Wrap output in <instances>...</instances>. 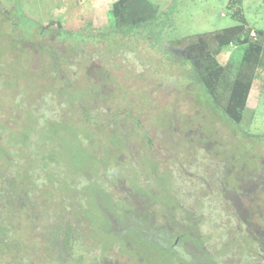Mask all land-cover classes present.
<instances>
[{
    "label": "rangeland",
    "instance_id": "374dc122",
    "mask_svg": "<svg viewBox=\"0 0 264 264\" xmlns=\"http://www.w3.org/2000/svg\"><path fill=\"white\" fill-rule=\"evenodd\" d=\"M8 1L0 0V8L14 7V0ZM57 1H19L46 31L47 25L60 27L59 34L77 31L74 39L45 37L40 50L27 44L26 33L22 41L0 11V158L9 147L16 155L8 165V196L12 248L21 253L11 264H179L153 242L157 235L149 239L136 230V220L154 221V234H167L161 232L165 223L172 225L169 235L183 228V242L202 248L196 226L189 220L178 224L180 211L198 212L205 199L212 206L220 203L216 196L224 182L230 197L248 205L239 184L264 176V41L237 127L187 76L189 68L175 61L171 43L235 25L237 4L141 0L152 5L156 17L119 44L113 40L117 34L102 46L97 36L87 35L108 30L114 0H71L62 7L54 5ZM241 7L253 37L264 29L263 0H243ZM242 51L230 43L216 56L227 89ZM103 71L101 83L94 77ZM204 183L206 192L200 190ZM263 191L264 177L249 195L260 215ZM20 198L24 206L17 208ZM217 209L223 218L231 212L224 203ZM235 224L228 226V240L208 237L213 258L206 255L207 260L236 247L237 239L260 247L253 237L240 236ZM48 233L67 243L66 257L51 251ZM225 264L236 263L229 256Z\"/></svg>",
    "mask_w": 264,
    "mask_h": 264
},
{
    "label": "trees",
    "instance_id": "16d2710c",
    "mask_svg": "<svg viewBox=\"0 0 264 264\" xmlns=\"http://www.w3.org/2000/svg\"><path fill=\"white\" fill-rule=\"evenodd\" d=\"M19 1L20 0H14L13 3L14 7L18 6L20 9L16 8V10H14V7L0 8L2 16L4 17L3 20L7 21L9 28L11 26V28H14V31L17 30L18 34L20 33L22 41H24V38H22L21 35L26 33L28 35L26 38L27 44L35 45L36 50L38 48L40 50L42 45L45 44L43 43L45 37L46 39L50 37L48 40L57 36L65 39H74V36L78 35L77 31L68 30L63 34H59L56 30L60 29V27H52L50 25H47L50 30L46 31L43 23L26 16ZM141 2V0H114L111 4V25L108 27V30L95 31L87 36H97L99 38L98 41L103 46L106 37L110 38L118 34L120 38L113 40L119 44L122 38L125 39L126 36H130L132 33L135 34L136 29L145 26L147 23L146 21L151 18V15L152 19L156 17L155 15L153 18L154 11L150 10L152 5L145 3L143 6ZM230 4H237L239 6L236 7V10L232 14L236 21L235 25L223 27L212 33L197 35L190 40H174L171 43L174 46L175 52L173 58L175 61L189 68V74H187V76L196 80L200 87H202L203 93L207 96L206 99L209 100L214 107L221 110L229 122L240 127L243 111L246 107L247 98L252 86L254 72L259 64L262 53L264 29L258 28L254 31L253 37L249 36V30L245 27L247 18L243 11V7H241L243 6V0H231ZM228 7H231V5ZM149 11L152 13L150 14ZM148 12L149 15L146 16ZM13 13H19L18 17H15ZM51 35H53V37ZM81 37L79 40L77 37V40L82 41L83 38ZM146 37L149 38V35ZM230 43H235V45L243 47V51L237 62L231 87L227 89L223 66L220 65L216 56ZM101 75L102 76L94 78L103 83L106 76L104 71ZM95 79H90L89 82ZM0 146L2 145L0 144ZM9 149L10 150L5 151L2 156L3 160L0 158V264H11L12 260L21 254L12 248L11 242L14 225L11 221L12 201H10L11 198L8 196V193L9 195L12 193V190H10L12 187L9 183L10 174L8 165L13 161L16 162L14 159L16 155L12 153L10 147ZM237 178H239V175H237L236 179ZM20 191L22 194L28 193V191H23V189ZM23 199L24 198H20L19 202L15 203L17 208L24 206ZM31 204L33 203H29L28 207ZM242 206L241 203H238V208L242 214L238 217L237 221L235 220L241 228H245L241 230L242 233L240 236H243L245 239L246 237H253L255 241H258L260 247H256L255 245L248 247L249 244L246 245L245 243H248V241L237 239V245H241L240 254L244 259H254L259 262V264H264V212H261V215L255 212L256 216L253 217L249 215ZM17 224L18 226L16 227L20 229L19 223ZM246 228L249 230H246ZM253 230H255V232H253ZM62 239L63 238L60 236L54 237L48 233L46 244L51 247L53 253L56 251L57 254H63V256L66 257L68 255L67 243ZM41 244H43V241Z\"/></svg>",
    "mask_w": 264,
    "mask_h": 264
},
{
    "label": "flooded vegetation",
    "instance_id": "af4514ba",
    "mask_svg": "<svg viewBox=\"0 0 264 264\" xmlns=\"http://www.w3.org/2000/svg\"><path fill=\"white\" fill-rule=\"evenodd\" d=\"M225 177H227V175ZM263 177L261 176V178ZM261 178L259 179L258 182L257 181L252 182L251 180L250 181L246 180V182H244L243 184L241 185L239 184V186L241 187V190L245 193V197H246L245 200L248 201V205H247L248 207L242 206V208L247 212L250 209H253L255 212V206H256L255 202L253 200L252 201L249 200L250 199L249 195L251 191H255V189L259 188V183L261 181ZM224 183H222V187L218 191V195L216 196V199L217 198L220 199V203H218V201L217 202L215 201L214 206L209 205L206 202V199L203 200V196H201V199L203 200L202 201L203 205L201 206L200 211L197 212V210L193 209L192 211H185V212L180 211L181 214L180 215L178 214V219L180 220L183 219L182 221H178V224L181 227L185 225L187 220L190 221L189 223H193L196 226L194 227V232L196 231V233L199 235V239L201 240V243L203 244L202 248L194 247L195 244H187L185 241L183 242L182 237L187 235V232H185L183 228H181L182 232L177 231L175 232V235H171V234L169 235V232L171 231V228H172L171 224L167 225V223H165V226L163 230L161 231L162 233H167V234L163 235V234H159V232L157 234H154V230L156 228L154 224L152 223L154 221H145V220H142V218H139L138 220H136L138 224V227H135L136 230L138 232H141L142 234L147 235L149 239L154 238V235H157V237H155L153 242L156 244L158 243L160 246L166 249L167 257L168 258L172 257L173 263L176 260L180 264L182 260L183 261L185 260V261H190L189 263L192 262L193 264H196V263L197 264H225V262L227 261V258L229 256H232V259L234 263L236 264H259V262L255 261L254 259L247 260L242 257V255L240 254L241 245H237L236 247H232V245L231 247H226L225 249L222 250L223 252L221 251L217 255V259H215L214 261L207 260L206 255L212 257V255H209V250L207 248L208 237H210V241H211V237L213 236V239L211 242H213L215 239H216V242H219L224 239L228 240L229 239L228 237L229 234L227 232L228 226L231 225L232 223L234 224V221L235 220L237 221L238 217L242 214L238 208L239 202L235 200L233 197H230L226 193L224 189V185H225ZM205 186H206V183H204L203 186H200V190L202 189L203 192H206L207 188ZM129 194H132V193L129 192ZM231 200L233 201V203H231ZM221 203H224L225 205H227L231 210V212L224 218L220 215L217 209ZM242 203H245V202H242ZM212 207L215 208V211L212 210L214 209ZM189 209L191 210V207ZM189 212L191 216L193 215L192 219L190 218ZM235 226L238 229L240 228V230H242L238 222L233 226V228H235ZM246 230H249V229L246 228ZM83 243H84V240L81 245H83ZM217 245L218 244H216V246ZM183 247L184 249H182ZM237 249L239 253H237L235 256V254H232V253H234V251ZM79 250L82 253L85 252L81 249V247ZM124 263L129 264L128 260H126Z\"/></svg>",
    "mask_w": 264,
    "mask_h": 264
},
{
    "label": "crops",
    "instance_id": "0c3cea01",
    "mask_svg": "<svg viewBox=\"0 0 264 264\" xmlns=\"http://www.w3.org/2000/svg\"><path fill=\"white\" fill-rule=\"evenodd\" d=\"M45 1H49V0H45ZM50 1H53V0H50ZM63 4H68L66 6H71L72 2H71V0H66L65 2H61V0H58L57 3L54 5H56V7H62V6H65ZM72 7H74V6H72Z\"/></svg>",
    "mask_w": 264,
    "mask_h": 264
}]
</instances>
